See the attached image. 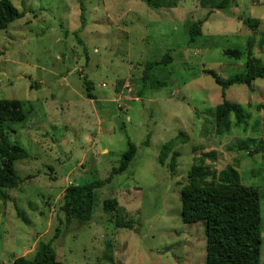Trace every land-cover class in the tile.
I'll return each instance as SVG.
<instances>
[{
  "label": "rangeland",
  "instance_id": "rangeland-1",
  "mask_svg": "<svg viewBox=\"0 0 264 264\" xmlns=\"http://www.w3.org/2000/svg\"><path fill=\"white\" fill-rule=\"evenodd\" d=\"M9 2L22 18L0 31V101L21 103L25 120L0 126L31 158L13 165L19 187L0 189V264L43 243L62 264H205L204 222L182 223L180 191L191 171L216 184L235 164L240 184L259 190L264 264V77L226 91L245 123L230 115L229 131L216 136L213 110L223 99L209 74L227 79L248 63L264 67V0H152L156 10L142 0ZM198 21L202 35L189 45ZM234 49L242 59L224 56ZM165 55L172 62L153 76L166 86L138 98L145 65ZM128 143L137 154L95 191L90 222L64 225L65 190L106 179ZM110 199L133 230L115 228L103 212Z\"/></svg>",
  "mask_w": 264,
  "mask_h": 264
},
{
  "label": "trees",
  "instance_id": "trees-1",
  "mask_svg": "<svg viewBox=\"0 0 264 264\" xmlns=\"http://www.w3.org/2000/svg\"><path fill=\"white\" fill-rule=\"evenodd\" d=\"M147 6L156 10L152 0H142ZM22 18L9 2L0 0V31L6 30L10 24ZM203 21L194 23L189 28L188 43L195 45L201 37ZM244 24L248 22L244 21ZM249 26H253L249 23ZM224 56L240 60L244 52L234 49L224 51ZM247 55L251 53L248 50ZM172 62L169 55H165L159 62L145 65L139 79L140 89L138 98L148 90H159L166 85L155 79L153 71L157 67L165 66ZM215 84L221 89L222 104L213 110V120L216 136L226 134L230 129V115H233L235 124L244 125L245 116L239 105L225 100L226 91L233 86H245L252 89L256 79L264 77V67L257 63L246 64L244 72L221 79L214 72H209ZM91 83L86 82V91L89 98ZM25 120V113L21 103L17 101H0V124H20ZM164 146L160 156L163 165L170 146ZM144 146H148L145 142ZM242 147L238 151H242ZM257 152V151H256ZM256 152L251 153L256 154ZM137 154L135 145L128 143L126 152L121 156L117 168L112 169L103 181L69 186L62 199L60 211L63 213V224L68 226L72 220L79 223H88L92 218L94 207V194L98 189L109 184L115 177L127 172L130 164ZM30 155L21 147L11 144L0 126V189H17L22 183L14 170L17 161L30 160ZM177 155L174 154L168 166L169 173L175 174ZM237 164L229 166L217 176L216 184L204 183L207 174H198L196 171L189 173V183L180 191L181 221L184 224L204 222L205 236V264H260L261 247V201L259 190L245 187L240 184L237 173ZM103 212L114 215V226L117 229L133 230L134 221L119 207L114 199L103 202ZM12 264H62L57 261L56 254L50 243L39 244L31 255L17 258Z\"/></svg>",
  "mask_w": 264,
  "mask_h": 264
}]
</instances>
